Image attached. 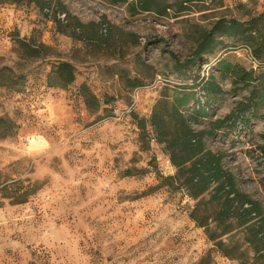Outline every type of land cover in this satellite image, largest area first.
Here are the masks:
<instances>
[{
  "label": "rangeland",
  "instance_id": "obj_1",
  "mask_svg": "<svg viewBox=\"0 0 264 264\" xmlns=\"http://www.w3.org/2000/svg\"><path fill=\"white\" fill-rule=\"evenodd\" d=\"M137 1L0 0V70L25 78L15 89L0 86V120H6L0 122V182L41 187L24 204L0 192V264H264L258 219L250 231L234 223L222 235L211 218L219 248L191 220L196 201L185 192L164 188L143 196L158 184L154 167L163 176L176 171L163 145L151 140L141 151L133 119H149L161 95L198 76L197 83L212 75L224 92L211 95L209 119L234 111L248 92L233 90L214 66L226 57L255 69L248 47L228 48L194 67L176 64L191 61L217 21L263 14L264 0H151L157 9L151 12ZM17 39L48 46L47 56L23 57ZM57 61L77 69L65 89L47 85ZM83 84L98 98L97 109L86 106ZM257 114L205 143L264 213V106ZM191 125L205 130L208 121ZM218 210L209 205L205 214Z\"/></svg>",
  "mask_w": 264,
  "mask_h": 264
},
{
  "label": "trees",
  "instance_id": "obj_2",
  "mask_svg": "<svg viewBox=\"0 0 264 264\" xmlns=\"http://www.w3.org/2000/svg\"><path fill=\"white\" fill-rule=\"evenodd\" d=\"M115 3H128L129 0H113ZM138 7L144 12L156 11L151 0H138ZM233 42L226 45L222 38ZM16 48L23 57L39 59L47 56L48 46L32 40H16ZM239 46L248 47L251 56L257 62L255 69H248L238 63H233L226 57L217 59L215 69L231 79L233 90H246L248 96L240 102L237 108L224 118L209 119V102L211 95L224 94L213 76L201 78L198 76L193 85L175 89L172 95H161L149 119L133 114L138 129L141 151H148L151 140L163 145L169 161L175 168L173 176H163L152 162L151 166L157 174L158 184L144 192L143 196L156 193L161 189L183 191L196 201L190 211V218L199 227L205 228L209 239L217 243L216 233L209 231V220L217 224L222 235L233 230L234 223L238 227H247L249 231L260 221L258 235L264 236V213L259 202L242 193L234 176L224 169L222 158L206 147V137L214 136L224 129L233 130L242 125L247 126L252 117H257L258 109L264 106V13L246 22L221 19L202 35L191 61L183 65L177 62V67L196 66L202 61L209 63V57H216L218 52ZM25 78L16 79L12 70H0V86L15 89L18 81L24 83ZM77 79L76 67L68 61H57L47 76V85L52 88L65 89ZM134 85H141L136 83ZM199 89V90H197ZM81 96L90 110L99 107L98 98L83 84L80 87ZM250 117H249V115ZM249 117V118H248ZM208 121L205 130L196 131L191 122ZM6 120L1 119V123ZM244 124V125H243ZM264 160V146L259 148ZM144 175V172H140ZM126 176L133 173L128 170ZM264 187V178L262 179ZM24 189V190H23ZM41 189L37 184L24 187L20 182H0V192L13 204H24ZM209 195L206 201L204 197ZM218 204L219 210L213 216L206 215L209 205Z\"/></svg>",
  "mask_w": 264,
  "mask_h": 264
},
{
  "label": "built area",
  "instance_id": "obj_3",
  "mask_svg": "<svg viewBox=\"0 0 264 264\" xmlns=\"http://www.w3.org/2000/svg\"><path fill=\"white\" fill-rule=\"evenodd\" d=\"M251 61L253 62L254 66L257 65V62L254 60L252 56H251Z\"/></svg>",
  "mask_w": 264,
  "mask_h": 264
}]
</instances>
